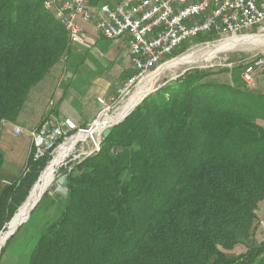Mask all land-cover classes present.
Returning <instances> with one entry per match:
<instances>
[{"label": "trees", "instance_id": "16d2710c", "mask_svg": "<svg viewBox=\"0 0 264 264\" xmlns=\"http://www.w3.org/2000/svg\"><path fill=\"white\" fill-rule=\"evenodd\" d=\"M44 2L0 0V138L32 88L75 51ZM207 77L187 72L148 94L99 140V151L70 164L68 196L41 229L27 264H264V239L257 242L264 92ZM52 151L36 160L32 151L7 183L0 149L1 232Z\"/></svg>", "mask_w": 264, "mask_h": 264}, {"label": "built area", "instance_id": "2783aa9c", "mask_svg": "<svg viewBox=\"0 0 264 264\" xmlns=\"http://www.w3.org/2000/svg\"><path fill=\"white\" fill-rule=\"evenodd\" d=\"M45 1L52 4L55 14L64 17V24H68L72 31L71 45L74 48L83 46L85 30L89 27L108 40L125 38L135 72L114 94L97 97L100 110L88 128H78L70 119L57 116L55 102L51 100L47 115L30 132L35 160L51 149L54 153L61 140H66L75 129L94 130L102 140L103 131L117 125L118 117L137 93L140 82L156 68L160 70L162 64L177 59L185 44L198 36L212 35L211 40L204 42L209 45L239 34L247 35L253 29L264 31V0ZM250 58L248 62H244L246 58L239 61L243 66L241 77L247 85L264 74V51ZM16 132L21 133L22 128L17 127ZM99 150L98 141L92 153ZM261 225L264 233V219Z\"/></svg>", "mask_w": 264, "mask_h": 264}, {"label": "rangeland", "instance_id": "374dc122", "mask_svg": "<svg viewBox=\"0 0 264 264\" xmlns=\"http://www.w3.org/2000/svg\"><path fill=\"white\" fill-rule=\"evenodd\" d=\"M85 31L87 34L85 33V37L83 38V46L78 45L79 48L75 46L74 54L73 56H71L72 58L70 57L71 59L67 58L65 60H62L56 68L55 74H53L54 81H57L58 79V85L56 86L57 90L58 88L60 90H63L69 84L72 85V88L74 90H78V88H81L83 85L87 87L90 84L94 83L97 78H102L104 80L116 79L117 81L120 78L119 75H122L125 81V79H127L134 71L132 70L127 72L128 68H131L132 60L129 61L131 57L129 59L127 57V53L129 54V49L127 48L128 44L125 38L108 40L104 38L101 34H96L95 32H93L91 27H89ZM249 35L264 36V31L260 32L256 29H253L247 35L246 33L242 35L239 34L234 38H241L245 36L248 37ZM204 42L205 41L190 42L189 45H187L179 54V56H177V59H179L186 55L194 53L193 55L196 56L194 62L170 67L165 70H161L164 67L162 64V68H160L161 71L156 68L155 70L150 72V74H148L145 79L140 82V85L136 91L138 92L139 89L142 87V89H146V87L147 89L151 88L149 91L146 92V94L148 95L156 91L157 89L170 85L179 76L194 70H203L209 72V77H207L208 79L217 80L221 83L232 84L234 83V80H239L240 82H243L241 77V67L243 68V66L239 64V61L241 59L246 58L244 62H248L251 59L250 57L255 56L256 54L264 51V45L262 44H252V46H250L251 44H246L234 48L232 47L224 51H220L207 58L203 55L207 54L210 48L213 49L225 41L214 42L213 44L209 45ZM195 43H198L199 45ZM199 50L201 51V53H199ZM155 73H160L158 79H156L155 82L152 84L151 82L148 83V81L152 79L151 76ZM243 84L245 83L243 82ZM261 87H263V89ZM247 88L256 90L258 92H264V74H260L256 78L255 82L250 84ZM146 96H144L143 99ZM134 97L132 98V102ZM142 100L139 103H141ZM91 107L93 106L91 105ZM80 115H83V112H81ZM77 125L78 128H81L79 126H81L82 124L79 125V123H77ZM89 126L90 123L88 127ZM74 131L75 133L72 134L73 136L69 135L66 139L67 141L64 140V142L61 143L57 150L52 153L53 157L61 146H63L66 142H68L78 134L77 132H79V129H75ZM94 140H96V142L99 141L98 136L95 134H93V136L89 135L85 139L79 140L76 143L74 149L62 160L61 164H59V166L56 168L53 182L47 189L49 190L48 194L44 198L42 197V199L38 203L39 205L37 204V209L31 215L29 214L30 218L15 231L12 239L9 241L5 249L4 254L2 255L0 264L27 263L28 257L31 251L34 249V246L36 245L41 229L48 222L54 220L63 207L64 199L61 195L56 192V188L58 186V179L64 175L65 170L71 169L70 164L75 163L76 161L81 160L83 157L94 153H92L95 148ZM101 141L102 140H100V142ZM32 151L34 154V150ZM2 179L3 178H0L1 187ZM259 218L260 221L264 219V200L260 203L259 206ZM262 229V225H259L257 232V242L260 239H264ZM7 242L8 240L6 241L5 245L1 248L0 254L3 248L6 246ZM240 249L241 248L239 247L237 250ZM16 259H18L19 261H17Z\"/></svg>", "mask_w": 264, "mask_h": 264}, {"label": "crops", "instance_id": "0c3cea01", "mask_svg": "<svg viewBox=\"0 0 264 264\" xmlns=\"http://www.w3.org/2000/svg\"><path fill=\"white\" fill-rule=\"evenodd\" d=\"M129 55L127 53L128 59L130 58ZM60 63L52 68L45 79L32 88L18 117L14 121H5L3 124L0 149L4 152V164L1 168V175L4 179L17 178L27 165L33 147L30 132L47 115L50 99L55 102L54 112L57 116L62 119H70L76 126L79 123V125L82 124L79 127H85L91 123L100 110L97 97L115 93L117 88L124 82V77L119 75L120 78L117 81L116 79L104 80L97 78L94 83L87 87L83 85L78 90H74L70 84H67L68 86L63 90L59 88L57 90L58 79L54 81L53 74H55ZM132 70L134 68L131 63V68H128L127 72ZM81 112H83V115H80ZM17 127L22 128L21 133L16 132Z\"/></svg>", "mask_w": 264, "mask_h": 264}, {"label": "bare ground", "instance_id": "6f19581e", "mask_svg": "<svg viewBox=\"0 0 264 264\" xmlns=\"http://www.w3.org/2000/svg\"><path fill=\"white\" fill-rule=\"evenodd\" d=\"M45 8L52 11V4H47L46 1L44 2ZM60 17L61 22L65 26L66 30L68 31L69 35L72 37V31H70V28L68 24H64V17L57 14ZM262 44L264 45V36H251V37H241V38H232L230 40H227L223 42L222 44L216 46L215 48L211 49L207 52V54L203 55L207 58L211 55H214L215 53H218L220 51H224L230 48H234L240 45H248L251 44ZM200 51V50H199ZM201 53V51L199 52ZM194 54V53H193ZM193 54L186 55L182 58L175 59L169 64L164 65V67L161 70L168 69L170 67L179 66L181 64L185 63H191L195 61V57ZM202 55V54H201ZM199 57V56H198ZM205 58V57H204ZM160 70V71H161ZM160 73H155L151 76V80L148 81L152 83L155 82L156 79H158V76ZM143 88V87H142ZM140 88L139 91L135 94L136 96L133 99H131L130 104L125 108V110L120 114V116L117 119V122L124 120L133 110L134 107L143 99L146 92L149 91L151 88L142 89ZM135 105V106H134ZM94 130H81L78 132V134L73 137L71 140L66 142L63 146H61L57 153L54 155L53 159L48 163V165L44 168L42 175L37 180V182L33 185L28 197L24 201V203L20 206L18 211L15 213L11 221L8 223V226L5 231H3L0 234V250L5 245L6 241L8 240L9 236L14 233L17 228L23 224L27 219L29 214L31 213L33 207L36 205V203L41 199L43 194L46 192L48 187L51 185L54 179V173L56 171V168L61 164L62 160L74 149L76 143L81 140L85 139L87 136H93ZM67 141V140H66ZM94 143L96 144V140H94Z\"/></svg>", "mask_w": 264, "mask_h": 264}, {"label": "water", "instance_id": "95a60500", "mask_svg": "<svg viewBox=\"0 0 264 264\" xmlns=\"http://www.w3.org/2000/svg\"><path fill=\"white\" fill-rule=\"evenodd\" d=\"M147 95V94H146ZM145 95V96H146ZM111 133V128H107V129H105L104 131H103V133H102V136H103V138H105V137H107L109 134ZM43 172V171H42ZM42 175V173L40 174V176ZM40 176H39V178H40ZM38 178V179H39ZM57 183H58V186H57V188H56V192L59 194V195H61V196H63V197H67L68 196V189H67V174H64L63 176H61L59 179H58V181H57ZM45 194V193H44ZM43 194V195H44ZM43 197V196H42ZM42 197H41V199H42ZM40 199V200H41ZM40 200L36 203V205L33 207V209L37 206V204L40 202ZM32 209V210H33ZM32 212V211H31ZM30 215H31V213H30ZM30 215H29V217H28V219L30 218ZM27 219V220H28ZM26 220V221H27ZM25 221V222H26ZM22 225V224H21ZM20 225V226H21ZM19 226V227H20ZM18 227V228H19ZM17 228V229H18ZM15 233V232H14ZM14 233H12L10 236H9V238L14 234ZM8 238V239H9Z\"/></svg>", "mask_w": 264, "mask_h": 264}]
</instances>
